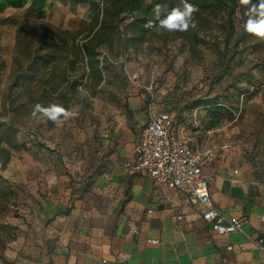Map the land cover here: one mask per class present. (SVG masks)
Returning a JSON list of instances; mask_svg holds the SVG:
<instances>
[{
    "label": "rangeland",
    "instance_id": "1",
    "mask_svg": "<svg viewBox=\"0 0 264 264\" xmlns=\"http://www.w3.org/2000/svg\"><path fill=\"white\" fill-rule=\"evenodd\" d=\"M86 7V3L74 8L66 0H56L46 18L77 29L89 20ZM247 11L238 6L234 28L226 14L213 22L204 34L202 57L192 55L182 39L156 42L153 50L142 53L125 49L123 43L113 50L103 47L107 65L103 81L95 86L81 80L72 99L63 105L72 115L56 121L40 114L33 117L34 108L13 111L10 95L22 89L11 88L17 25L0 24L1 55L6 60L0 75V121L10 126L8 144L14 152L1 171L7 182L0 202V238L5 240L4 245L0 242V264L40 260L43 199L58 181L75 191L81 188L82 178L98 160H105L109 132L122 115L130 113L134 99L141 100L146 115L154 110L174 112L181 132L191 130L199 142L227 143L225 159L233 165L250 163L264 175V133L251 123L244 131L232 120L239 114L241 92L264 86L252 43L242 34L247 20L259 17H249ZM5 15L19 20L35 17L30 4L8 8ZM127 21L122 23L123 30ZM135 71L141 73L142 87L132 79ZM23 99L17 98L15 105ZM253 99L264 105L260 95Z\"/></svg>",
    "mask_w": 264,
    "mask_h": 264
},
{
    "label": "crops",
    "instance_id": "2",
    "mask_svg": "<svg viewBox=\"0 0 264 264\" xmlns=\"http://www.w3.org/2000/svg\"><path fill=\"white\" fill-rule=\"evenodd\" d=\"M82 3L86 13L90 5ZM130 110L110 130L107 156L81 188L58 181L43 199L42 254L33 264H264L256 242L264 236V175L250 163L233 165L225 159L229 149L204 167L218 210L226 220H243L241 229L221 234L181 190L126 166L151 114L139 99ZM181 133L193 144H214L189 129Z\"/></svg>",
    "mask_w": 264,
    "mask_h": 264
},
{
    "label": "trees",
    "instance_id": "3",
    "mask_svg": "<svg viewBox=\"0 0 264 264\" xmlns=\"http://www.w3.org/2000/svg\"><path fill=\"white\" fill-rule=\"evenodd\" d=\"M55 1L0 0V24L17 25L11 88L22 89L15 96L10 95L13 111L23 107L29 110L37 104L63 107L72 99L81 80H89L95 86L101 84L107 68L102 58L103 47L113 50L123 43L125 49L142 53L153 50L156 42L182 39L192 55L202 57L204 34L212 28L216 19L226 14L227 21L234 28L233 16L238 6L248 10L260 3V0H250L248 5H242L240 0H187L199 9L193 13L196 27L190 25L187 31H168L159 28V22L172 8H182L180 0H68L74 8L82 2L90 4L88 22L77 29L64 28L47 20L48 10L55 6ZM29 4L35 17L19 20L5 15L9 7L21 8ZM156 5L161 6L159 16L154 12ZM125 18L128 21L123 30ZM149 21L153 27L146 28ZM242 34L252 43V51L258 58L257 67L264 80V39L249 34L245 28ZM1 38L0 29V75L6 67V60L1 55ZM258 95L264 101L263 85L241 92L239 114L232 116V120L244 131L251 123L264 133V105L253 99ZM19 97L24 99L15 105ZM200 103L218 105L213 100H201ZM217 124L219 122L214 125ZM9 129L6 122L0 121V160L3 165L14 155L13 145L8 144ZM6 182L0 173V202ZM0 242L4 245L5 240L0 238Z\"/></svg>",
    "mask_w": 264,
    "mask_h": 264
},
{
    "label": "built area",
    "instance_id": "4",
    "mask_svg": "<svg viewBox=\"0 0 264 264\" xmlns=\"http://www.w3.org/2000/svg\"><path fill=\"white\" fill-rule=\"evenodd\" d=\"M132 79L138 86L144 85L139 71L132 74ZM228 149L229 145L225 142L210 145L191 143L177 127L174 113L169 110L153 111L140 131L135 154L126 161V166L131 171L151 175L162 185L181 190L190 204L204 207L202 215L212 223L214 230L227 234L241 229L243 220L239 216L226 220L218 210L204 167L212 162L220 151ZM2 169L0 160V173ZM182 217L178 215L179 219ZM262 219L264 220V215ZM154 242L158 240L155 239ZM256 242L264 251V236L257 238Z\"/></svg>",
    "mask_w": 264,
    "mask_h": 264
},
{
    "label": "clouds",
    "instance_id": "5",
    "mask_svg": "<svg viewBox=\"0 0 264 264\" xmlns=\"http://www.w3.org/2000/svg\"><path fill=\"white\" fill-rule=\"evenodd\" d=\"M180 3L182 8L180 6L172 8L166 17L160 20L158 26L159 28L166 29L168 31H187L190 25L193 28L196 27V24L193 20V13L197 12L199 9L195 5L188 3L187 0H180ZM240 3L242 5H248L250 0H240ZM154 12L157 14V16H159L161 12V6L156 5ZM246 14L249 17H252L253 15L258 16L259 19H248L244 25L245 31L260 39H264V0H260L258 5H253L250 9H248ZM145 27H153L152 22L149 21ZM38 114L47 117L52 121H56L61 116L67 118L72 115L64 107L57 104H51L48 107H44L40 104L35 105L32 111V116L36 117Z\"/></svg>",
    "mask_w": 264,
    "mask_h": 264
}]
</instances>
